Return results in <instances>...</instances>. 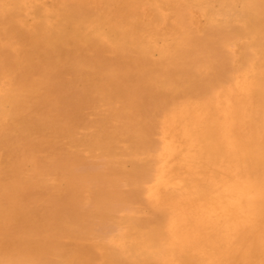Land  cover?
<instances>
[{"label":"bare ground","instance_id":"6f19581e","mask_svg":"<svg viewBox=\"0 0 264 264\" xmlns=\"http://www.w3.org/2000/svg\"><path fill=\"white\" fill-rule=\"evenodd\" d=\"M0 264H264V0H0Z\"/></svg>","mask_w":264,"mask_h":264}]
</instances>
